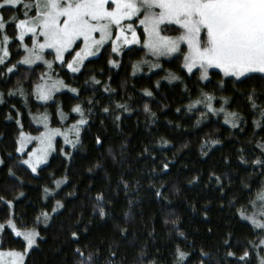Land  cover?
Returning <instances> with one entry per match:
<instances>
[{"label":"trees","instance_id":"16d2710c","mask_svg":"<svg viewBox=\"0 0 264 264\" xmlns=\"http://www.w3.org/2000/svg\"><path fill=\"white\" fill-rule=\"evenodd\" d=\"M24 11L1 9L7 24L0 30V38H11L10 55L0 64V223L13 217L18 227L40 233L24 264H79L81 253L91 254L92 264H262L264 231L240 210L260 218L264 75L236 79L212 70L203 82L199 70L186 71L182 56L162 60L157 72L133 75L146 50L134 46L117 54L107 45L78 73L55 64V74L76 91L39 103L34 86L46 67L18 65L24 50L13 17L23 18ZM175 29L165 33L178 35ZM166 74L177 81H164ZM205 93L216 111L205 106ZM77 106L86 123L75 147L64 152L58 139L48 163L33 174L17 151L21 128L40 131L31 112H49L59 127V111L74 122L81 117ZM61 180L60 189L45 196ZM57 201L61 209L45 224ZM0 239L3 249H26L9 229ZM177 248L187 254L183 260Z\"/></svg>","mask_w":264,"mask_h":264},{"label":"snow or ice","instance_id":"6c2138e0","mask_svg":"<svg viewBox=\"0 0 264 264\" xmlns=\"http://www.w3.org/2000/svg\"><path fill=\"white\" fill-rule=\"evenodd\" d=\"M12 6H22L25 9L23 18L13 17L19 30L18 40L22 42L30 34L31 45H22L27 52L20 61L23 64L43 60V51L53 49L57 61L66 63L72 72H78L83 61L102 50L106 44L114 53H119L122 45L140 43V33L134 26L138 23L146 36L144 46L152 56L159 58L179 54L187 71L191 73L193 69H198L202 79H208L211 68L222 69L225 76L236 78L246 77L254 72L264 73V0H0V9ZM5 26L3 14L0 13V30ZM170 26H178L175 30L179 34L165 35L164 32ZM10 39L6 34L3 35L4 44ZM182 44L186 45V52L181 51ZM66 54L70 57L67 61ZM9 55L6 47H0V64H4ZM45 63L51 68L52 62ZM110 63L116 65L117 62L112 60ZM15 67L16 65H12L7 71L11 73ZM152 67L160 65L153 64ZM136 68H139V64ZM166 78L178 79L174 74H169ZM41 79L44 80L43 77ZM56 83L62 82H54L51 86L46 82L37 84V99H51ZM17 91L23 95L22 88ZM8 95H13V92L10 91ZM147 95L151 96L152 93L149 91ZM3 96L4 93L0 92V102L3 101ZM204 97L207 101L205 106L216 111L212 105L213 96L205 93ZM200 102L198 100L195 103ZM118 107L123 108L124 105ZM252 107H257L254 100ZM145 110H148L147 106ZM73 111L83 116L80 106ZM261 115L264 116V112ZM229 116L236 118L235 113H229ZM41 119L46 121L47 117ZM78 123L83 125L86 120L81 119ZM73 130L78 138L79 128L73 125L69 132ZM58 134L71 143L67 133L60 129H50L47 124L45 131L37 136L20 132L17 151L24 153L25 144L32 140L38 141L40 145L27 153L29 158L23 161L30 165L32 172H36L37 166L44 162L48 150L53 146V139ZM56 183L59 186L60 181ZM98 199L102 200L103 197ZM257 200L261 204L259 219L256 214L246 216L243 209L240 210V215L264 231V191L257 194ZM250 203L255 204V201ZM57 204L59 205V201ZM100 213L104 215L103 208H100ZM7 224L16 228L12 220L7 221ZM3 228L4 225L0 224V231ZM16 235L22 236L27 242L26 251L36 244L40 233L35 229L16 230ZM260 243L264 244V239ZM25 251L0 249V264H24ZM177 252L180 260L187 255L179 248ZM81 255L84 259L79 264H92L91 254ZM247 255L246 252L245 256Z\"/></svg>","mask_w":264,"mask_h":264},{"label":"rangeland","instance_id":"374dc122","mask_svg":"<svg viewBox=\"0 0 264 264\" xmlns=\"http://www.w3.org/2000/svg\"><path fill=\"white\" fill-rule=\"evenodd\" d=\"M12 7H17V6H12ZM7 8H9V7H7ZM2 9H3V8H2ZM0 13H1V9H0ZM30 14H31V13H30ZM4 21H5V20H4ZM6 24H7V22L5 21V25H6ZM134 26L136 27L137 32H139V30L142 29V26H140L138 23H136ZM5 27H6V26H5ZM175 27H178V26H175ZM4 29H5V28H4ZM4 29H2V30H4ZM17 29H18V28H17ZM18 34H19V30H18ZM164 34H165V35H170V34H167V33H165V32H164ZM171 36H175V35H171ZM17 37H18V36H17ZM29 37H30V34H29V35H26L25 40L22 41L21 44L23 45L24 43H28V42H27V38H29ZM140 39H141V36H140ZM145 40H146V36H145L144 40L141 39V42L138 43V44L122 45L121 48H120V52L117 53V54H120V53L122 52V50H124V49H126V48H130V47H134V46H136V47H143V48L146 50V54H147L146 57L142 58L141 60H138V61L135 63V65H134V67H133V75L151 74V73L157 72V71H159L160 69H162V64H161V61H162V60H171V59H173V58L179 56V54H175V55L170 56V57H169V56L159 57V58L154 57V56H152V55L148 52V49L144 46V41H145ZM8 44H9V41H8L6 44L3 43V36H2V38H0V47H6V48H7V51H8ZM28 44L31 45V42L28 43ZM105 46H107V44H106ZM105 46H104V47H105ZM22 48H23V46H22ZM23 50H24V48H23ZM101 51H102V50H98V51L96 52L95 55L87 57V58L83 61V64H84L87 60H89V59H92V58H96V57H98V56L100 55ZM181 51H182V52H186V51H187V49H186V45H183V44L181 45ZM48 53H53V54H54V57H53V58L49 57ZM25 55H27V52L24 50V56H25ZM24 56H23V57H24ZM66 56H67V54L65 55V60H66ZM23 57H22V59H23ZM43 57H44L43 60L35 61L33 64H23V63H20V61H22V59H21V60L19 61L18 65H22V66H25V67H34V66H36V65H44V66L46 67V73H45V75L43 76L44 80H41L38 84H42V83H45V82H46L49 86H51L54 82H62V83H56V87H55V90L53 91L52 98L49 99V100H47V101L37 99V96H36V85H37V84H36V85L34 86V96H35V99H36L39 103H48V102L52 101V100L54 99V96H55L56 94H58V93L65 92V91H70V92H74V93H75V91H73V87H71L70 85H68V84H67L62 78H60L59 76H57V75L55 74V71H54L55 64H61V63L55 59V53H54V50H53V49H45V50L43 51ZM6 58H7V57H6ZM6 58H5V59H6ZM45 61L52 62V64H51V68H49L48 64L45 63ZM145 61H147V63H145ZM137 64H139V68H138V69L136 68V65H137ZM153 64H159L160 67H152ZM61 65H62V64H61ZM116 65H118V64L116 63ZM116 65H114V66H116ZM16 67H17V66H16ZM16 67H15L14 71L16 70ZM65 67H66L69 71H71V69H69V68L67 67V64H66V63H65ZM82 67H83V65L81 66L80 70L82 69ZM185 69H186V68H185ZM196 70H198V69H193L192 72H194V71H196ZM212 70H216V71H219V72L223 73V70H222V69L211 68V69H209V76H208V79H202V78H201V72H200V79H201L203 82H207V81L211 78L210 72H211ZM186 71H187V69H186ZM71 72H72V71H71ZM78 72H79V71H78ZM78 72H73V73H78ZM187 72H188V71H187ZM192 72H191V73H192ZM188 73H189V72H188ZM251 74H262V75H264V73L254 72V73H249V74H247V76H249V75H251ZM223 75H224V73H223ZM168 76H169V74H166V75L163 77V80H164V81H167V82H175V81H177V79H174V80H169V79H167L166 77H168ZM247 76H246V77H247ZM225 77H232V76H225ZM233 78H236V77H233ZM242 78H245V77H240V78H236V79H242ZM74 112H75V111H74ZM75 113H77V112H75ZM44 116L47 117V120H46V121L43 120V119H41V118L44 117ZM58 116H59V121H60V123H61V126H59V127H54V126H52V124H51V116H50L49 112H47V111L39 112V113H35V112L32 113V112H31V119H32V122H33V124H34L36 127L40 128V131H38V132H36V133H33V132L26 131V130H24V129H22V128H21V130H20V132H21V131H24V132L26 133V135L37 136V135H39L40 132L45 131V124H47V127L50 128V129H60L61 132L67 133V134H68V139L71 141V143H68V142L65 141L63 135H59V134L56 135V136L54 137V139H53V146H52V148L48 150V155H47L46 159L44 160V162H42L40 165L37 166V170H36V172H32L33 174H37L38 171H39V169H40L42 166H44V165H46V164L48 163V161H49L51 155L54 153V151H55V149H56L58 139H61V140H62V142H63V151L65 152V148H66V147H70V148H72V147H73V144L75 145V144L78 142L79 138H80L81 130H82V128L84 127L85 124L80 125L78 122H79L81 119H84V118L81 116V117H79L76 121H74V122H70V121H69V115H68L67 113H65L64 111H61V110L59 111ZM84 120H85V119H84ZM73 125H76V126L79 128V135H78V138H77V135L75 134V131H74V130H73L72 132H69V129H71ZM19 134H20V133H19ZM19 139H20V135H19L18 141H19ZM39 146H40V145H39L38 141H36V140H32V141L27 142V143L25 144V150H24V153H21V152L18 151L19 155H21V156L23 157V158H22V163H23L24 160H27V159L29 158L28 155H27V153L33 151L35 148H38ZM18 147H19V143H18ZM23 164H24L27 168H29V169L31 170L30 165L25 164V163H23ZM31 171H32V170H31ZM64 183H65L64 180H61V181H60L59 186H57V183H56V184H55V188H54L51 192H49V193H47V191H46V195H45V196H48L49 194H52V193L56 192L57 190H59L60 187H61ZM59 205H60V204H59ZM59 205H58V204L56 205L54 211H53L51 214H46V216L44 217V222H45V224H48V223L50 222V220H51L52 215H53L54 213L58 212V211L61 209V206H59ZM10 220H12V221L15 223L16 228L13 229L12 227H10V226L7 224V222H6V223H0V224H3V225H4L3 230L0 231V236H1V234L5 231V229H9V230L12 231V233L14 234V236H15L16 238H20V239H22V240L24 241V239H23L22 236H17V235H16V230L27 231V230H33V229H25V228H20V227H18L17 224H16V222L14 221V218H13V217H12ZM246 220H248V219H246ZM36 231H38V230H36ZM39 238H40V235L37 237L36 244H34V245L32 246L31 249H27L26 251L24 250V251H25L24 262H25V259H26L27 255L29 254V252H30L33 248H35V247L37 246ZM24 242L27 243L26 241H24ZM0 249H2V250H4V251L12 250V249H3V248L1 247V239H0ZM15 251H19V250H15Z\"/></svg>","mask_w":264,"mask_h":264}]
</instances>
